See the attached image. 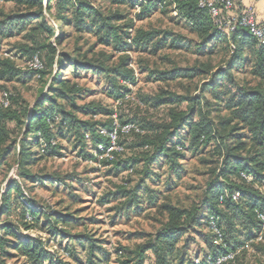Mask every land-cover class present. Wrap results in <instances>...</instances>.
Here are the masks:
<instances>
[{
  "label": "trees",
  "instance_id": "16d2710c",
  "mask_svg": "<svg viewBox=\"0 0 264 264\" xmlns=\"http://www.w3.org/2000/svg\"><path fill=\"white\" fill-rule=\"evenodd\" d=\"M1 1L12 3L16 9L0 22V38L26 32L31 45H21L19 50L30 58H39L41 69L36 72L40 79L48 76L50 82L46 93L40 92L32 110L12 96L7 98V107L0 105V169L8 171L13 168L10 158L15 157L18 177L23 181L19 184L10 180L0 190V264H107L111 251L87 231L88 226L97 221L81 217L82 210L72 209L73 198L76 199L73 194L68 195L69 204L61 200L53 206H39L33 198L31 191L35 186L53 187L58 191V186L65 184V180L57 175H36L30 169L41 159L56 154L55 141L58 138L70 142L72 137L82 158L94 159L83 151L87 136L98 154L103 155L110 148L108 135H103L96 124L75 117L77 109L89 114L95 113L97 107L76 106L81 90L77 85H71L69 78L59 75L67 64H70L74 75L76 71L84 70L106 79L110 86L108 93L115 100L124 99L127 92L118 80L135 85L136 78L126 67L128 57L116 67H107L105 62L88 60L79 53L72 56L59 50L63 34L54 37L45 12L53 19L54 12H65L66 17L57 19L58 26L72 27L80 33H94L99 44L112 46L114 50L128 51L142 44L146 48L152 37L146 34L130 40L128 29L132 23L128 22L127 27H116L112 22L121 20V15L113 13L105 17L101 9L93 8L82 0H46L45 6H42V0ZM105 1L114 6L124 4V0ZM170 2L200 39V48L219 38L232 44V56L227 67L210 75V80L200 89L203 94L211 93L214 100L222 102L227 115L218 117L217 123L203 110V107L212 106L206 99L201 104L202 100L196 97L171 96L154 99V104L169 106L165 119L160 123L121 122L123 126H136L137 132L136 129L130 130L137 141L130 147L134 156L123 163L106 159L102 163H116L118 170L138 171L141 177L133 189L120 187L112 196L115 200H124L121 207L127 214L130 211L141 213L148 205V208L165 214L166 221L152 240L128 256L124 255L122 247L114 249L117 256L115 264H145L148 259L152 260L151 264H193L188 255L189 246L194 242L189 232H199L194 228L203 225L209 230L203 236L207 248L203 259L232 253L233 259L225 264H234L239 247L243 249L247 242L253 245L258 236L264 240V193L260 191L264 189V45H259L242 28L232 32L219 31L207 10L199 6L198 0H152L146 4L145 12L166 8ZM235 5L238 7L239 2ZM51 38H54L52 42ZM240 62L243 70L259 81L258 85L240 86L235 83L232 71ZM55 69L59 72L53 75ZM191 71L197 72L198 69ZM178 72L173 71L170 75L177 77L181 74ZM19 74L9 58L0 59V80L7 78L11 81ZM108 114L110 117L113 112ZM10 124L18 129L15 137ZM101 127L107 133L114 131L113 122ZM121 137L119 131L118 145L123 146ZM210 146L218 159L221 158L220 165L217 171L211 172L202 200L193 208L180 209L163 203L162 190L152 189L146 184L151 180L157 186L159 176L154 170L164 167L169 170L170 177L174 175L176 180L180 179L183 171L180 161L187 158L186 154L201 156L204 148ZM111 154L116 155L114 151ZM173 183L167 184L166 192L174 188ZM26 184L31 185L28 193ZM235 194H239L236 201L233 200ZM101 201L107 202L104 198ZM210 223H213V228ZM80 228L83 233H75ZM30 230L46 233L48 237L42 240L20 234ZM51 247L55 248L54 252L49 251Z\"/></svg>",
  "mask_w": 264,
  "mask_h": 264
},
{
  "label": "rangeland",
  "instance_id": "374dc122",
  "mask_svg": "<svg viewBox=\"0 0 264 264\" xmlns=\"http://www.w3.org/2000/svg\"><path fill=\"white\" fill-rule=\"evenodd\" d=\"M82 1L93 8L101 9L105 17L113 13L121 15V20L112 22L116 27H127L128 22L132 23V27L128 29L130 40L132 38L137 40L146 34H150L152 38L146 48L142 44L128 51L114 50L112 46L99 44L98 37L94 33H80L72 27L58 26L56 21L61 17H66L65 12H54L56 19L45 12L53 28L54 37L63 34L61 37L63 44L59 50L72 56L79 53L85 55L88 60L105 62L107 67H116L120 65L122 59L128 57L126 67L133 71L136 84L130 85L123 80H118L121 86L126 87L127 92L124 99L115 100L108 93L110 86L103 77H95L91 72L84 70H78L74 75V71L69 68L70 64L63 68L59 74L60 77L69 78L71 85L75 84L81 90L76 106L78 108L97 107L95 113L90 112L89 114L77 109L74 111L75 117L80 121L96 124L101 132L104 131L101 125L113 122L116 133V148L113 151L116 155H112L110 150L103 155L98 154L90 137L87 136L83 151L86 155L93 156L95 160L88 157L82 158L79 156L77 144L75 145L72 137L70 142L58 138L55 141L56 154L41 159L30 170L36 175H57L65 180V184L58 186L60 188L58 191H54L53 187L35 186L31 193L39 206L43 204L53 206L61 200L69 204L68 195L73 194L76 199L73 198L75 202H73L72 209L82 210L81 217L83 218L96 219L97 222L88 226L87 231L94 239L101 240L106 249L111 251L112 256L107 264H115L117 256L113 252L114 249L122 247L124 255L128 256L140 245L152 240L161 228V224L166 221L165 214H161L154 208H148V205L144 206L146 210L141 213L130 211L127 214L126 210L121 207L124 200H115L112 196L120 187L126 190L133 189L141 177L137 174L138 171L135 173L118 170L116 163L107 165L102 163L105 159L109 162L123 163L134 156L130 147L137 141L131 135V131L124 132L122 129L126 126H130L129 130L136 129V126L134 124L123 126L121 122L133 120L139 123H160L165 119L169 106L154 104V99L190 96L201 99V104L206 99L212 106L203 107V110L209 113L210 119L218 123L219 118H225L227 115L222 109V102L214 100L211 93L203 94L200 89L210 80V75L227 67L233 48L231 43L221 38L214 39L200 48V39L177 14L176 6L171 3L172 1L166 8L146 12L145 6L152 0H124V4L119 6L111 5L105 0ZM45 2L46 0H42V6H45ZM15 9L12 3H4L0 0V22ZM26 36L25 32L0 38V59L9 58L20 73L11 81L7 78L0 80V101L5 98L4 95L12 96L32 110L40 92L46 93L50 79L48 76L43 79L39 78L36 72L41 69L39 58L35 56L30 58L29 55L20 52L21 45H31ZM53 39L51 38L50 41L52 42ZM36 62L37 67L34 66ZM192 69H198V71L193 72ZM185 70L188 72H181ZM173 71H179L178 73L181 74L177 77L170 75ZM58 72V69H55L53 75ZM186 73L191 77L190 75L183 76ZM232 75L235 83L240 86L254 87L259 83L248 74V71L243 70L241 62L236 65ZM230 89L232 90L231 87ZM262 89L264 90V82ZM111 111L113 114L109 117L108 113ZM9 126L15 131L13 134L15 137L18 129L12 124ZM119 131L122 133L121 141L124 140L123 146L118 145ZM135 131L137 132V129ZM41 148H44L43 145ZM33 151L36 152L35 149ZM186 157L185 160L180 161L183 165L180 179L176 180L174 175L170 177L169 170L164 167L161 170H154L159 176L157 186L156 182H150L151 180L146 182L150 188L162 190L161 197L165 201L163 203L180 209L193 208L201 202L205 186L212 176L211 172L215 169L217 171L221 160L213 153L211 146L204 148L201 156L186 154ZM10 164H14V167L8 171L0 169V190L5 188L10 180L23 184L18 177L15 157L10 158ZM174 181L176 182L173 183ZM169 182L175 185L172 190L166 192L165 189ZM26 188L28 193L31 185L26 184ZM260 191L264 193V189ZM102 198L107 202L102 203ZM210 226L213 228V223H210ZM194 229L199 232H189V237L194 242H191L190 251H188L193 263L196 259L204 260V251L207 248L203 243V236L209 232L204 225ZM75 233H83L82 228ZM20 234L38 237L42 240L48 237L46 233L34 230L21 231ZM49 251L54 252L55 248L51 247ZM149 255L151 258V254ZM235 255H237V260L234 264H264V240L261 241V236H258L253 245L247 242L243 249L239 247L236 250ZM151 261L148 259L145 264H151ZM9 264H14V262H9Z\"/></svg>",
  "mask_w": 264,
  "mask_h": 264
},
{
  "label": "built area",
  "instance_id": "2783aa9c",
  "mask_svg": "<svg viewBox=\"0 0 264 264\" xmlns=\"http://www.w3.org/2000/svg\"><path fill=\"white\" fill-rule=\"evenodd\" d=\"M183 1V0H180ZM239 0H198V4L201 8L207 10L208 14L214 21L216 28L219 31L232 32L236 28H242L247 30L258 42L259 45H264V22H258L256 11L253 6L243 8L239 13L235 12L236 2ZM37 67V62L34 65ZM4 99L0 101V105L7 107L8 97L4 95ZM130 126L124 127V132L130 131ZM103 135H108L110 139V148L108 150L113 151L116 141V133L112 131L107 133L106 131L101 132ZM101 149V146H99ZM107 150V151H108ZM239 194L233 196V200L236 201ZM263 219V217H261ZM264 229V224L263 227ZM233 259V254L227 256H219L216 258H208L206 260L196 259L193 264H225L226 262Z\"/></svg>",
  "mask_w": 264,
  "mask_h": 264
},
{
  "label": "crops",
  "instance_id": "0c3cea01",
  "mask_svg": "<svg viewBox=\"0 0 264 264\" xmlns=\"http://www.w3.org/2000/svg\"><path fill=\"white\" fill-rule=\"evenodd\" d=\"M239 6L235 12L239 13L243 8L253 6L256 11L258 22H264V0H239Z\"/></svg>",
  "mask_w": 264,
  "mask_h": 264
}]
</instances>
